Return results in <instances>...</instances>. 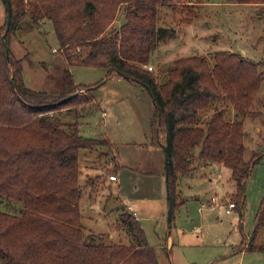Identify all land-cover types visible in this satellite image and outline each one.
<instances>
[{
	"label": "trees",
	"instance_id": "1",
	"mask_svg": "<svg viewBox=\"0 0 264 264\" xmlns=\"http://www.w3.org/2000/svg\"><path fill=\"white\" fill-rule=\"evenodd\" d=\"M225 1L264 5V0ZM3 3L0 198L23 206L20 214L0 210V259L4 264H160L139 219L124 203L118 207L117 223L128 237L127 243L94 241L92 233L83 234L79 151L98 145L113 146L108 139L80 132L78 117L84 111L73 122L59 118L57 112L66 105L77 106L90 99L94 102L91 91L96 83H75L68 68L72 64L106 67L148 90L154 105L152 142L166 147L170 222L174 208L185 200L178 198L179 177L191 171L195 160L216 162L230 169L235 189L229 200L235 203L242 230L245 181L262 154L244 158L242 117L252 112L263 79L260 61L239 52L216 50L211 61L205 55L178 57L171 66L159 70L160 78L147 69L145 65L158 43L176 34L172 26L157 25L159 6H171L173 13L179 12L181 22L190 23L196 17L192 0H3ZM121 7L124 20L118 27H111ZM23 18L27 26L39 27L46 21L53 25L66 62L56 90L34 89L24 83L21 58L10 48L11 37L23 28ZM78 88H85L88 96L79 95ZM227 107L235 110L236 117H226ZM208 108L212 109L211 114L201 116ZM196 146H199L197 154L193 152ZM118 168L115 163L114 170ZM263 212L264 196L248 245L238 251L264 252V244L251 242L258 225L263 223Z\"/></svg>",
	"mask_w": 264,
	"mask_h": 264
},
{
	"label": "rangeland",
	"instance_id": "2",
	"mask_svg": "<svg viewBox=\"0 0 264 264\" xmlns=\"http://www.w3.org/2000/svg\"><path fill=\"white\" fill-rule=\"evenodd\" d=\"M191 4L195 7L196 17L190 23L181 22L179 12L173 13L171 6H159L157 25L172 26L176 34L158 43L147 65H151V71L160 78L162 74L159 70L171 66L174 59L205 55L211 61L212 53L216 50L239 52L262 63L259 68L263 70V79L251 107L252 112L242 117L244 158L248 160L254 153H262L245 181L242 230L238 225V212L234 208L229 213L225 211V201H231L232 193L226 192L232 190V186L226 179L229 170L218 163L210 166L200 162L203 165L196 166L193 173L184 175L180 191L177 185V192L178 198L185 200L174 208V218L168 223L165 153L161 145L152 142L154 105L148 90L141 84L121 80L117 73L109 72L103 66L69 65L75 83H96L91 91L94 102L90 99L77 106L66 105L57 113L62 121L73 122L77 120L76 115L84 111L78 117L80 132L99 139L118 140V143L111 142L122 155L118 162L120 166L123 165L122 168L118 165V179L110 180L109 175L116 173L114 169L117 164L116 157L112 156L113 147L98 145L79 151L81 170L78 179L84 235L92 233L94 241L127 243L128 237L117 223L118 207L123 202L129 210L127 206L135 201L139 206L135 208L136 216L160 264H238L240 251L236 250V246L245 248L248 245L264 196V5L225 0H192ZM4 19L5 5L0 0V23ZM123 20L121 7L111 27H118ZM25 22L26 18H23L22 30L10 39L12 52L21 58L24 83L34 89L56 90L59 74L66 62L53 25L46 21L39 27H32ZM76 92L88 96L85 88H78ZM103 109L107 111L106 116L102 115ZM231 109L229 107L226 113L228 118L233 117ZM211 112L212 109L208 108L206 113L201 112V116H209ZM153 149L160 150L159 171L158 157L155 160ZM198 151L199 146H196L193 152L197 154ZM123 157L129 159L131 166L124 162ZM145 162L152 164L153 171H145ZM212 196H216L220 203L210 204ZM22 209L21 203L0 198V210L20 214ZM262 216L263 223L258 225L252 243H264V212ZM182 232L187 233L184 239L179 238ZM242 233L246 234L244 241L238 244ZM170 236L174 244L170 245L167 253L164 239L169 241ZM243 251L246 252L243 264H264L263 252ZM0 264H4L1 259Z\"/></svg>",
	"mask_w": 264,
	"mask_h": 264
},
{
	"label": "crops",
	"instance_id": "3",
	"mask_svg": "<svg viewBox=\"0 0 264 264\" xmlns=\"http://www.w3.org/2000/svg\"><path fill=\"white\" fill-rule=\"evenodd\" d=\"M227 2V1H226ZM249 4V3H248ZM250 4H254V3H250ZM254 5H256V4H254ZM118 78H121V80H123V79H125V78H123V77H120V76H118ZM130 82L132 81V80H129ZM119 82H123V81H119ZM133 82V81H132ZM104 110V109H103ZM102 110V111H103ZM232 110V113H233V117H231V118H234V117H236V112H235V110L232 108L231 109ZM251 111H252V109H251ZM107 115V111H106V113H105V115L104 116H106ZM245 137V136H244ZM110 141V140H109ZM112 142H116V143H118V140H111ZM110 141V143L112 144V146H113V153H112V155H114L115 157H116V162H117V164H118V162L120 163V160H121V158H122V155L120 154V152H119V150L117 149V147L115 146V144L114 143H112ZM158 148V147H157ZM154 150V152H155V160H156V156L158 157V165H157V169H158V171L160 170V150L159 149H153ZM121 155V156H120ZM119 158H120V160H119ZM123 159H124V157H123ZM127 159V158H126ZM154 160V161H155ZM129 161V159H127V160H125L124 159V162L125 163H127V165H130L131 166V163H129L128 162ZM212 163H216V162H205V164L206 165H210V164H212ZM217 164V163H216ZM218 164H220L221 166H224L223 164H221V163H218ZM119 165V164H118ZM152 164L150 163V162H145V164H144V168H146V170L145 171H147V172H149V171H153L152 169V166H151ZM201 165H203L202 163H200V162H198L197 160H195L193 163H192V165H191V171L189 172V173H187V174H183V175H181L180 177H179V180H178V186H179V191H180V183H181V180H182V178L184 179V175H188V174H191V173H193L194 171H195V168H196V166H201ZM120 166V165H119ZM123 166V165H122ZM122 166H120V168H122ZM210 166H212V165H210ZM224 167H226V166H224ZM119 168V169H120ZM229 171H228V174H227V177H226V179L229 181V185H231L232 186V190L230 189L229 191H227L226 193H231V192H233L234 191V182H233V180H231V178H230V169L228 168V167H226ZM119 171V170H118ZM118 171H116V173H114L115 175H116V179H114V180H117L118 179ZM163 172V171H162ZM164 172H165V165H164ZM165 174V173H164ZM166 184V183H165ZM184 199V198H183ZM246 199V198H245ZM123 203V202H122ZM125 204V203H124ZM128 208H129V210H131L132 212H134L135 213V216L137 215V212H136V210H135V208H139V206H138V204L137 203H135V201H133L132 202V204L131 205H128L127 206ZM235 209V208H234ZM236 210V209H235ZM231 212V211H230ZM227 213V212H226ZM229 213V212H228ZM137 217V219H139V217L138 216H136ZM174 218V217H173ZM243 228V227H242ZM168 234L169 235H171V233L170 232H168ZM182 235L181 236H179V234H177V236H179V238H186V235H187V233H185V232H182L181 233ZM242 235H246L245 233H242ZM248 235V234H247ZM182 241V240H181ZM254 242V241H253ZM164 245H165V249H166V251H167V253H169V251H170V249H171V246L170 245H173L174 244V239H173V237L172 236H170L169 237V241H167L166 240V238L164 239ZM240 243V242H239ZM238 243V244H239ZM255 243V242H254ZM255 244H264V243H255ZM238 248H239V245L238 246H236V250H238ZM252 252H255V251H252ZM257 252H260V251H257ZM245 251H243V250H241L240 251V255L238 256V259H239V263L238 264H243V259H244V257H245ZM264 253V252H263ZM211 262H208V263H205V264H210ZM197 264H204V263H197Z\"/></svg>",
	"mask_w": 264,
	"mask_h": 264
},
{
	"label": "built area",
	"instance_id": "4",
	"mask_svg": "<svg viewBox=\"0 0 264 264\" xmlns=\"http://www.w3.org/2000/svg\"><path fill=\"white\" fill-rule=\"evenodd\" d=\"M145 67H146L147 69H149V70L152 68L151 65H145ZM105 113H106V111L103 110V111H102V115H105ZM109 179H110V180H114V179H116V175H115L114 173H113V174H110V175H109ZM217 202L220 203V201L217 199V197H216V196H212V197H211V200H210V204H217ZM225 203H227V204H226V209H225V211L228 213V212H230V211L234 208L235 203H234L233 201H225ZM133 214L135 215L134 212H133Z\"/></svg>",
	"mask_w": 264,
	"mask_h": 264
},
{
	"label": "water",
	"instance_id": "5",
	"mask_svg": "<svg viewBox=\"0 0 264 264\" xmlns=\"http://www.w3.org/2000/svg\"><path fill=\"white\" fill-rule=\"evenodd\" d=\"M8 21H9V18L7 19V27L6 28H8ZM161 146L164 149V151H166L165 145H161ZM166 166H167V158H166V155H165V169H166ZM165 179H166V174H165ZM166 193H167V199H169V191H168L167 185H166ZM171 214H172V207L169 204L168 205V210H167V221H168V223L171 220Z\"/></svg>",
	"mask_w": 264,
	"mask_h": 264
}]
</instances>
